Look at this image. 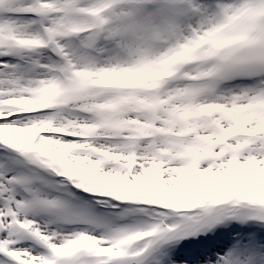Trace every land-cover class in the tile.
Returning <instances> with one entry per match:
<instances>
[{
	"label": "snow or ice",
	"instance_id": "6c2138e0",
	"mask_svg": "<svg viewBox=\"0 0 264 264\" xmlns=\"http://www.w3.org/2000/svg\"><path fill=\"white\" fill-rule=\"evenodd\" d=\"M0 264H264V0H0Z\"/></svg>",
	"mask_w": 264,
	"mask_h": 264
}]
</instances>
